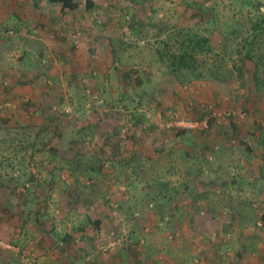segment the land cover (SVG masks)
<instances>
[{
    "label": "rangeland",
    "instance_id": "obj_1",
    "mask_svg": "<svg viewBox=\"0 0 264 264\" xmlns=\"http://www.w3.org/2000/svg\"><path fill=\"white\" fill-rule=\"evenodd\" d=\"M75 1L79 6L73 11L47 0L0 1V129L5 130H0V264H49L54 255L57 263L71 264L77 254H106V246L116 250L109 254L115 262L131 264L136 248L143 252L137 256L148 260L156 247L171 244L164 234L175 229L219 232L215 242L222 264H231L241 245L251 258L259 257L263 174L238 177L241 194L231 200L229 190L222 198L208 192V206L202 208L185 192L175 208L167 207L149 196V186L178 184L200 168L199 179L217 182L202 184L209 191L234 181L249 155L264 152V106L257 105L251 64L243 56L249 22L259 21L254 6L264 0ZM188 30L209 37L214 53L206 67L221 66L224 81L179 85L169 74L167 55ZM262 38L264 31L255 37V57L264 50ZM208 104L245 112L247 118L241 124L209 120L207 130L161 124L169 111L199 119ZM65 110L71 111L63 115ZM258 133L260 142L251 139ZM116 146L121 157L110 161ZM203 146L213 150L200 163ZM81 152L91 161L92 155L107 160L100 175L77 176L74 192L67 173L51 169ZM122 159L129 163L125 169ZM83 163L82 168L75 158L77 172L91 164ZM251 187L258 197L246 201ZM37 212L45 213L39 229L33 225ZM44 233L49 235L40 238ZM65 234L70 238L63 240ZM208 240L204 248L212 243Z\"/></svg>",
    "mask_w": 264,
    "mask_h": 264
},
{
    "label": "trees",
    "instance_id": "obj_2",
    "mask_svg": "<svg viewBox=\"0 0 264 264\" xmlns=\"http://www.w3.org/2000/svg\"><path fill=\"white\" fill-rule=\"evenodd\" d=\"M52 4H59L61 5V8L63 11L65 10H76L78 8V3L75 0H47ZM239 1L243 4V2H245V0H236ZM203 4H200V6H202ZM258 12V17L257 19H259V21H251L252 26H251V34L248 33V37L245 38L244 40V60L245 63L247 62H251L253 60V57L251 56V49L254 46L253 42L255 43V37L258 36L259 33H261L262 30V26L264 24V12L261 11V7H264V3L262 2H257L254 6ZM229 27V26H228ZM234 33V32H232ZM178 35L174 36L175 38ZM183 37L181 39H177L178 41V46H175V50L173 52H171L170 54L167 55V59L169 61L168 64V71L169 74L172 75L179 83V85L181 84H186L188 83L190 80L194 81V80H207V79H212V81H224L227 77V74L224 73L222 70L223 68L221 66H208L206 67V62H207V58L210 54L214 53L213 52V46L211 44V41L209 39V37L203 35V34H199L196 32H190L189 30L182 35ZM170 38V37H168ZM246 40L248 41V43L246 44ZM159 55L161 54L160 51ZM261 53V54H260ZM256 57L254 56L255 62H254V67H253V71L251 72V75L253 76L254 80H255V85L260 87L261 84L264 86V52H260ZM162 57V54H161ZM243 60V61H244ZM260 68L262 69V73L261 75H259V71ZM261 72V71H260ZM181 74L182 75V79H179V77L177 75ZM222 74V75H220ZM225 76V78H224ZM260 76V78H259ZM184 78V79H183ZM26 81H23V84ZM30 81H27V83H29ZM264 89V88H263ZM261 90V88H260ZM264 93H262L260 95V97H263ZM264 98V97H263ZM69 111H64L63 115H68ZM245 113V112H244ZM247 116V113H245ZM202 117V116H201ZM190 119V118H187ZM54 120V119H53ZM60 126V124H59ZM12 129V128H11ZM11 129L8 127V135L9 132L11 131ZM61 129V128H60ZM59 129V130H60ZM1 131H5L4 128L0 129ZM183 132V131H182ZM2 136V135H0ZM37 135L34 139L36 141L38 139ZM2 138H5V136H3ZM234 138V137H233ZM29 140L21 139L22 143H29L27 142ZM233 143V140H230L229 142ZM33 144V143H32ZM116 152L114 153L113 156L110 157V161H114V159H118L121 157V154L118 153L117 150V146L116 148ZM203 153L200 152L199 154V162L202 163L203 161H207L206 160V153H210L211 150L213 149H209L208 146H203L202 148ZM207 151V152H206ZM55 155V154H54ZM79 157V164L82 165V168L84 166L83 162L86 163H91L89 164V167L85 166L83 170L79 171V167H75V158ZM91 158H93L95 161H91L90 157L88 154L86 153H78L77 155H75L74 157H72L70 160H65L62 159L60 162H57L54 164V167H52L51 170H57L56 174L60 173V172H66L67 173V178L71 179V184H73V190L74 192H77V188L79 187V180L77 179V176L81 175V174H90L91 176L89 177V179H91L92 177L96 176V175H100L101 174V170L104 168V162H106V158L103 160L101 157H96V155H92ZM53 159V158H51ZM85 160V161H84ZM122 161H123V166H122ZM122 161L119 162L120 165V169H125L129 163L128 161H125L124 159H122ZM199 172H201L200 168L195 170V173L192 174L188 179L184 176L183 180L178 182V184H171L169 182V184H158L156 186H152V184L149 186L151 191H153V195H149L152 196V198L156 199H162L163 201L167 202L168 204L176 202L178 197L181 196V194L183 192H185V195L187 196H191V199L196 200L197 196H198V191L199 188L198 186H203L202 184L206 183L207 181H211L210 179H206L205 181L203 180V178L201 177L199 179ZM79 196V194H76ZM201 195L199 194L198 197H200ZM202 208V207H201ZM38 215V212H37ZM210 215L209 212L207 213V216ZM43 218H45V213L43 216H41V214H39L36 218V222L33 223L34 226H36V228L39 229V227L41 226V224L43 223ZM231 223H233L232 221H230ZM96 225L98 226V224L96 223ZM175 231L176 229L171 232L172 235H169V241L173 242L175 241ZM49 232V231H48ZM37 233L39 234L40 231L38 230ZM46 234V233H44ZM43 235V234H42ZM68 238V234H65V236L63 237V240H67Z\"/></svg>",
    "mask_w": 264,
    "mask_h": 264
},
{
    "label": "crops",
    "instance_id": "obj_3",
    "mask_svg": "<svg viewBox=\"0 0 264 264\" xmlns=\"http://www.w3.org/2000/svg\"><path fill=\"white\" fill-rule=\"evenodd\" d=\"M28 8H32V7L30 6ZM35 9L36 8L32 9L31 11H33ZM260 9L262 12H264V7H261ZM25 12L28 13L29 9H27V11H25ZM4 21L6 22L7 18ZM249 24L252 26L251 22H249ZM262 26H264V24ZM247 30H249V33L251 34V32H250L251 27H248ZM261 31L262 32L264 31V27H262ZM248 36L249 35H247V37ZM245 43L247 44L248 41L246 40ZM260 43H261L260 46L262 47L264 44V38H262L260 40ZM253 44H254V42H253ZM263 51L264 50H262V53H263ZM251 56L253 57V60L251 62H249V64H251V65L247 67L249 79H250L249 82L251 84H253V93L255 92L257 95L260 96L262 93H264V89H263L264 86L262 84L260 87L256 86L255 80H254L253 76L251 75V72L253 71V67L255 65L254 64L255 53L253 52V49H251ZM263 75H264V73H263ZM260 88H261V90H260ZM259 100L261 102L258 103L257 105L258 106H264V98L260 97ZM234 106H235L234 108H236L238 110V106H236V105H234ZM216 109H219V108L216 107ZM257 137L258 138L251 137V139H255V140L259 141V137H263V135H260L258 133ZM244 164L246 166L244 167V171H242V175L236 176L234 178V181L229 182V184H227V185L226 184L218 185L214 189H209V191H208V189H206L207 187H205L204 185L198 186V188H199L198 196H199V194L201 196L200 197L197 196L196 200L192 199L191 204L195 205L197 207H202V206L207 207L208 206L207 195H208V192H210V191H212V193L210 195H212L213 197L222 198V196H225L224 191L229 190V191H226L229 200L234 199L236 194L240 195L242 187L240 186L239 181H237L238 177H240V180L245 177L244 180H246V177L247 178H250V176L253 177L254 174H257V176H260L261 174L264 175V152L262 151L260 153L257 152V154L249 155L247 157L246 162H244ZM249 169H252V171H249ZM199 175H203V174L201 172H199ZM213 176H215V174H213ZM210 180H212L213 183H217L215 179L211 178ZM260 181L263 182L264 180H260ZM215 190H216V192L213 193ZM247 190H248V188H245V191H247ZM253 191L256 193V195H258L257 190L254 189V187H251L250 192H249L250 193L249 198L246 199V201L247 200L251 201L252 197H258V196H253ZM260 195H262L260 197L261 202H262L261 205L264 206V193L262 192V194L260 193ZM176 203H177V201L173 202L171 204L169 203L166 206L173 209V208H175ZM206 211L208 212V209H206ZM262 214L264 216V212H262ZM170 215H172V214H170ZM234 218L236 221V216H234ZM238 220L242 221V218L239 216ZM263 222H264V219H263ZM235 225H236V223L234 224V228L236 227ZM171 232H173V231H171ZM240 233L245 234V236H244L245 238L249 237V235H247L246 231L240 232ZM174 234H175L174 235L175 241L171 242V244L168 246L156 247V249L154 251L150 252V257L148 258V260L145 259L143 255H141L142 257H140L139 255L137 256V254H141L143 252H141V249H142L141 247L136 248V250H135L136 253L133 252V254H136L137 257L133 255V259H132L133 261L131 264H222L221 263V257H219V254H220V246L218 244L219 240L216 239V242H215V238H217L218 235H220L219 232H213L212 234H209V233H205V230L197 229V230L192 231V232L187 231V230H176ZM47 235H49V234H43L40 236V238L44 239V238H46ZM151 235L153 236L154 233H151ZM169 235H170V232L167 231V232H165L164 237L165 238L167 237V239L170 240ZM211 236H212V238H211ZM262 237H264V233H263ZM68 238H70V237H68ZM207 239H209L208 241L211 240L212 243H209V245H208L209 248H204L202 243H205V241ZM190 242H193L194 245H192ZM56 243H58V242H56ZM52 244H51V247H52ZM61 244H60V246H58V248L60 249V251H63V249L61 248ZM105 248L109 249V252H107L104 255H99L98 257H95V258H92L89 256L82 258V257L78 256V254H77L76 257H73V262L71 264H125V262L122 259L121 260L117 259L115 262L112 259V257L109 256V254H112V252L116 251L114 249V247L106 246ZM44 249L45 248L43 246L39 248V250H42L41 252H43V253H44ZM236 250H237L236 252H238V253H236L237 257L235 259L232 258V259H234V261L232 260L231 264H264V247L263 246L257 250V255H259V257H257V258H251L250 254L244 253L243 252L244 251L243 245L238 247ZM41 252L38 254H41ZM58 259L59 258L56 255H54L52 257V259H50L51 260L50 263L51 264H61L60 262L57 263Z\"/></svg>",
    "mask_w": 264,
    "mask_h": 264
},
{
    "label": "built area",
    "instance_id": "obj_4",
    "mask_svg": "<svg viewBox=\"0 0 264 264\" xmlns=\"http://www.w3.org/2000/svg\"><path fill=\"white\" fill-rule=\"evenodd\" d=\"M205 115L201 118L193 120V119H185L184 117L180 116L174 111H169L164 116L163 120L161 121L162 125H165V129L173 130L180 129V130H207L209 128V120L214 121L217 124H220L224 120H233L235 124H241V122L247 118L246 114L243 112H234L231 110H221L216 109L212 105H206L204 107ZM234 143V142H233ZM4 246V244L0 245ZM5 248V247H4ZM6 248L10 249V245H6Z\"/></svg>",
    "mask_w": 264,
    "mask_h": 264
}]
</instances>
